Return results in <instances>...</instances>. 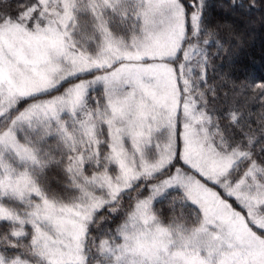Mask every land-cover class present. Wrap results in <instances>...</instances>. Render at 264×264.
<instances>
[{"label":"snow or ice","instance_id":"6c2138e0","mask_svg":"<svg viewBox=\"0 0 264 264\" xmlns=\"http://www.w3.org/2000/svg\"><path fill=\"white\" fill-rule=\"evenodd\" d=\"M264 0H0V264H264Z\"/></svg>","mask_w":264,"mask_h":264},{"label":"trees","instance_id":"16d2710c","mask_svg":"<svg viewBox=\"0 0 264 264\" xmlns=\"http://www.w3.org/2000/svg\"><path fill=\"white\" fill-rule=\"evenodd\" d=\"M251 33L244 48L238 52L235 62L238 67L259 76L264 74V26L257 23Z\"/></svg>","mask_w":264,"mask_h":264}]
</instances>
